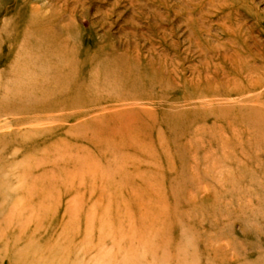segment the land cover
Returning a JSON list of instances; mask_svg holds the SVG:
<instances>
[{
  "label": "rangeland",
  "instance_id": "obj_1",
  "mask_svg": "<svg viewBox=\"0 0 264 264\" xmlns=\"http://www.w3.org/2000/svg\"><path fill=\"white\" fill-rule=\"evenodd\" d=\"M0 264H264V0H0Z\"/></svg>",
  "mask_w": 264,
  "mask_h": 264
},
{
  "label": "bare ground",
  "instance_id": "obj_2",
  "mask_svg": "<svg viewBox=\"0 0 264 264\" xmlns=\"http://www.w3.org/2000/svg\"><path fill=\"white\" fill-rule=\"evenodd\" d=\"M113 55V57H115V58H120V60H117L118 62V66L119 67H127V68H133V66L132 65H129L128 64V62L124 59V58H122L121 56H117L118 54H113V52L111 53V56ZM134 76H136V77H138V79H141V77H142V75L141 74H138V73H134L133 74Z\"/></svg>",
  "mask_w": 264,
  "mask_h": 264
}]
</instances>
